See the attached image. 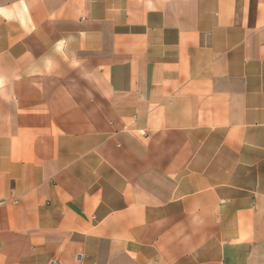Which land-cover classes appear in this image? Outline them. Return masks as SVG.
Wrapping results in <instances>:
<instances>
[{
  "label": "crops",
  "instance_id": "obj_1",
  "mask_svg": "<svg viewBox=\"0 0 264 264\" xmlns=\"http://www.w3.org/2000/svg\"><path fill=\"white\" fill-rule=\"evenodd\" d=\"M0 264H264V0H0Z\"/></svg>",
  "mask_w": 264,
  "mask_h": 264
}]
</instances>
